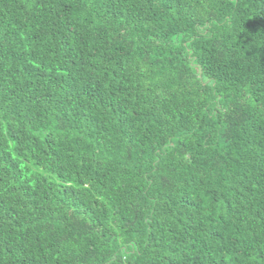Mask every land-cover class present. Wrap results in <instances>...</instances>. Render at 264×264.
Listing matches in <instances>:
<instances>
[{
    "label": "trees",
    "instance_id": "1",
    "mask_svg": "<svg viewBox=\"0 0 264 264\" xmlns=\"http://www.w3.org/2000/svg\"><path fill=\"white\" fill-rule=\"evenodd\" d=\"M0 264H264V0H0Z\"/></svg>",
    "mask_w": 264,
    "mask_h": 264
}]
</instances>
